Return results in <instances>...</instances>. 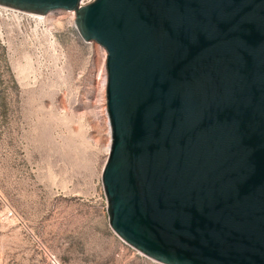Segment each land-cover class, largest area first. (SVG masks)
Instances as JSON below:
<instances>
[{
	"label": "water",
	"instance_id": "95a60500",
	"mask_svg": "<svg viewBox=\"0 0 264 264\" xmlns=\"http://www.w3.org/2000/svg\"><path fill=\"white\" fill-rule=\"evenodd\" d=\"M0 0L106 52L108 222L160 264H264V0Z\"/></svg>",
	"mask_w": 264,
	"mask_h": 264
},
{
	"label": "rangeland",
	"instance_id": "374dc122",
	"mask_svg": "<svg viewBox=\"0 0 264 264\" xmlns=\"http://www.w3.org/2000/svg\"><path fill=\"white\" fill-rule=\"evenodd\" d=\"M105 60L69 11L0 12V264H160L108 222Z\"/></svg>",
	"mask_w": 264,
	"mask_h": 264
},
{
	"label": "built area",
	"instance_id": "2783aa9c",
	"mask_svg": "<svg viewBox=\"0 0 264 264\" xmlns=\"http://www.w3.org/2000/svg\"><path fill=\"white\" fill-rule=\"evenodd\" d=\"M81 4H85V3H83L81 1ZM0 12L4 13L5 15H12V16L20 17V18H23V17H28V18H31V19L38 18V16H35V15H32V14H28V13H25V12H21V11H18V10L10 9V8L4 7V6H0ZM69 12L74 14V12H72V11H69ZM46 15L40 16L41 18H39V19L44 18Z\"/></svg>",
	"mask_w": 264,
	"mask_h": 264
},
{
	"label": "bare ground",
	"instance_id": "6f19581e",
	"mask_svg": "<svg viewBox=\"0 0 264 264\" xmlns=\"http://www.w3.org/2000/svg\"><path fill=\"white\" fill-rule=\"evenodd\" d=\"M39 17H40V16H38V18H39ZM38 18H36L37 21H39ZM103 84L106 85V74L104 75ZM109 131H110V130H109Z\"/></svg>",
	"mask_w": 264,
	"mask_h": 264
}]
</instances>
